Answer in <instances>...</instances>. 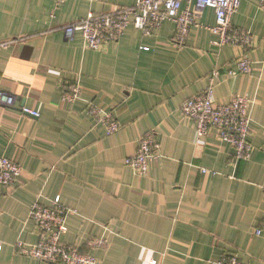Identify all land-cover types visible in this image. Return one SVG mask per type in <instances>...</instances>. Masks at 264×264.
Returning <instances> with one entry per match:
<instances>
[{
    "label": "crops",
    "instance_id": "0c3cea01",
    "mask_svg": "<svg viewBox=\"0 0 264 264\" xmlns=\"http://www.w3.org/2000/svg\"><path fill=\"white\" fill-rule=\"evenodd\" d=\"M136 0H0V155L21 167L13 190L0 187V264H42L15 253L17 241L34 245L28 213L33 203L59 198L74 211L61 242L98 264H216L234 256L264 264V11L260 0H241L231 24L255 45L250 75L213 83L216 104L247 97L252 154L236 167L234 149L210 131L196 145L183 101L209 84L215 67L232 68L237 49L214 45L212 9H205L182 49H173V23L143 37L128 27L102 52L85 50L62 28L89 12L130 7ZM186 6L185 3L182 4ZM20 39V41H18ZM79 97L62 101L65 84ZM92 104L120 124L107 135L88 114ZM22 108L38 113L32 117ZM154 131L158 159L146 177L125 165L140 135ZM205 169L206 173H201ZM261 229L260 236L255 231ZM106 240L105 248L90 241Z\"/></svg>",
    "mask_w": 264,
    "mask_h": 264
},
{
    "label": "built area",
    "instance_id": "2783aa9c",
    "mask_svg": "<svg viewBox=\"0 0 264 264\" xmlns=\"http://www.w3.org/2000/svg\"><path fill=\"white\" fill-rule=\"evenodd\" d=\"M66 0H54L55 8ZM186 6L183 7L182 4ZM241 0H136L130 7L114 6L108 12L94 14L89 12L84 18L65 25L61 32L66 41H72L76 34L82 39L85 50L102 52L111 43H116L128 27L139 31L143 37L151 36L160 29L162 23L171 22L174 34L170 41L173 49H182L187 43L190 31L198 27V19L205 9H212L215 24L210 31L217 35L214 45L218 48L230 46L238 50L232 68L215 67L209 76L208 86L183 101L180 111L194 126V141L196 145L203 143L210 131L215 130L222 141L234 149L232 164L236 167L246 161L252 154V147L247 140L250 107L253 101L247 97L233 96L225 104H216L213 97L214 81L223 75L232 78L237 75H250L252 60L249 53L255 41L253 36L244 29L232 26V16L238 11ZM260 9L264 11V0H260ZM8 40L0 43V48H6L16 43ZM20 41V39L18 40ZM62 101L74 102L79 97L77 84H65ZM14 99L0 93V104L13 105ZM88 114L96 123L101 124L107 135L117 132L120 124L110 112H104L89 104ZM23 114L38 117V113L22 108ZM158 141L154 131L140 135L134 153L126 158L125 165L134 175L146 177L149 171V161L158 159ZM206 173L205 169H200ZM21 167L0 155V187L13 190L20 181ZM74 213L55 198L49 206L33 203L28 217L34 222L38 233V241L34 245H25L17 241L14 244L15 253L39 261L42 264H98L95 258L79 253L78 249L61 242L67 232V218ZM261 229L255 231L260 236ZM106 240L97 238L90 245L98 248L106 247ZM216 264H241L234 256L222 258Z\"/></svg>",
    "mask_w": 264,
    "mask_h": 264
}]
</instances>
